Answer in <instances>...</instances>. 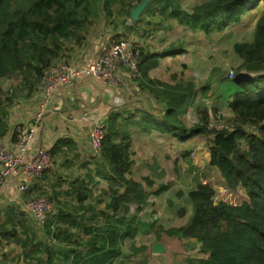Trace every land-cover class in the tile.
<instances>
[{"label":"trees","instance_id":"trees-1","mask_svg":"<svg viewBox=\"0 0 264 264\" xmlns=\"http://www.w3.org/2000/svg\"><path fill=\"white\" fill-rule=\"evenodd\" d=\"M141 1L0 0V136L9 127L2 78L19 74L31 91L35 84L39 85L44 70L60 57L68 41H83V31L99 18L102 11L115 6L123 17L122 21L127 22L131 9ZM156 2L158 13L177 16L175 18L185 26L191 29L202 27L205 31L212 26L217 31L223 30L229 23L239 21L246 12L264 4V0H208L189 12L178 8L177 0ZM233 50L240 59L238 73L246 71L236 75L235 70L230 69L225 79L232 80L237 87L228 99V106L236 119L233 128L210 129L209 115L201 106L198 108L203 113L200 122L190 126L183 123L182 111H186L201 93L212 88L213 79L201 87L192 80L178 79V75H174V82L152 79L148 74L159 65V56L184 51L175 43L164 53H152L140 47L139 84L150 94L149 101L153 98L150 102L156 110L134 107L111 112L105 119L106 135L98 153L100 161H95L99 167L97 173L109 183V194L103 190L108 197L106 204L114 211H128L134 206L135 212L140 213L149 204L147 186L153 185V181L149 177L140 180L129 177L133 163L129 150L132 132L122 127L139 126V130L146 133L152 130L168 132L180 141L200 133L210 136L209 164L220 171L225 188L233 190L244 185L246 194L233 204L216 201L217 189L209 182H198L188 191L193 206L190 219L181 226L166 229L171 236L194 239L199 251L206 255H186L187 264H264V7L253 38L236 41ZM143 87L140 88L143 90ZM138 112L139 121L135 119ZM66 142L59 138L50 148L52 154H63ZM120 188H124L121 193ZM168 188L162 185L155 193ZM76 196L79 200L87 197L81 189ZM144 224L150 230L156 226L155 221ZM54 235L59 237L57 232Z\"/></svg>","mask_w":264,"mask_h":264},{"label":"crops","instance_id":"crops-1","mask_svg":"<svg viewBox=\"0 0 264 264\" xmlns=\"http://www.w3.org/2000/svg\"><path fill=\"white\" fill-rule=\"evenodd\" d=\"M148 7L149 4L141 13L140 19L133 20L134 23L129 27L126 23L130 21H122L124 26L118 21L120 18L123 20V17H99L88 25L84 32L87 42L84 43L86 40L77 44L67 42V49L61 54V59L74 65L89 63L98 56L103 45L114 39L124 38L129 32H134L140 27L150 33L148 36L139 37L142 43L145 40L141 48L148 52L164 53L173 43L181 45L182 41L178 44L175 41H167L165 35L171 34L174 26L168 19L163 22L164 25L159 23L158 26L148 29L149 22L153 23L148 14L144 17L146 11L151 9ZM142 20H148V23H142ZM156 28L158 29L155 30ZM179 40L181 39H177ZM157 41L163 42L162 47L153 45ZM180 54L185 52L176 55L167 54L163 58L168 59L170 58L168 55H173L172 61L183 65L181 61L178 62L183 58ZM149 77L157 78L151 74ZM127 80L125 86L114 85L83 74L71 83L62 84L51 90L49 110L44 113L41 122L36 124L33 139L28 143L26 156H32L42 145L51 148L59 138L67 142L64 144L63 154L55 156L54 166L35 179L29 190L18 189L22 176H11L0 187V264H133L135 262V256L131 251L139 233L135 230L138 226H147L144 222L149 220L146 221L144 215L148 206L141 211L137 222L134 206L128 211L124 209L114 211L106 204L108 197L103 194V190L106 189L109 194V184L105 177L97 173L99 167L95 161H100V154L94 156L91 152L89 130L92 127V120L84 116V112L87 111L105 121L115 109L146 108L147 98L143 97V94L135 96L136 79L127 76ZM24 85L26 87L23 94L14 97L15 103L8 107L9 127L7 132L0 136V142L11 148L15 142L13 134L15 126L19 123L29 128L35 121L37 108L43 99L44 93L40 84H35L31 91L29 84ZM144 89L145 87L143 91L147 92ZM138 91L141 92L142 89L138 88ZM150 101L153 102L152 97ZM150 110L156 109L153 106ZM153 132H157L160 139L151 137L145 132L147 141L142 140V143L145 142L144 147L141 146L143 153L138 155V149H134L129 177L152 178L151 169L160 163L157 157L159 155L155 154L159 149L154 146L159 143L154 141L165 145L167 141L173 140L171 145L174 147L184 146V141L178 140L175 135L169 137L163 136L164 134L156 130ZM136 136L137 132L133 134V141H136ZM193 152L196 153L197 150ZM195 153H192L194 158ZM196 164H199V159ZM203 172L200 171L201 182H209L216 187L223 181L219 171L215 174L216 179L203 177ZM79 189L87 196L86 199L77 198L76 193ZM216 189L221 190L225 187L222 185ZM123 190L124 188H120L119 192ZM40 191L50 195L52 208L46 222L39 226L27 210L26 203L31 198L39 196ZM98 198L103 200L96 201ZM191 215L190 209L184 220L180 224H172V227L185 224ZM140 222L143 224L139 225ZM161 225L165 229L169 228ZM148 231L152 234V230L148 229ZM54 232H57L59 237L55 236ZM163 243L167 246L165 242Z\"/></svg>","mask_w":264,"mask_h":264},{"label":"rangeland","instance_id":"rangeland-1","mask_svg":"<svg viewBox=\"0 0 264 264\" xmlns=\"http://www.w3.org/2000/svg\"><path fill=\"white\" fill-rule=\"evenodd\" d=\"M155 1L156 0H150L149 7L151 9H149V11L147 10L144 16L146 17L148 14L153 22L152 24L149 22L148 29L158 26L159 23L164 25L163 22L168 19L174 26L171 29L173 32L165 35V37L168 38L167 41H175L176 43L182 41L181 47L185 54H180L183 58L178 60V62L181 61L184 66L172 61L171 57H173V55H168V57H170L168 59L159 56L160 58L162 57L159 61V66L153 68L149 72V75L151 74L153 77H157L154 78L155 80L162 79L161 81L164 82H174V75H178L180 76L178 79L192 80L199 87L204 86L207 81L213 79L210 83L212 84V88L207 93H201L186 111H182L180 114L181 120L188 126L200 122L203 113H200L198 108L201 106L200 108L206 109V113L209 115L208 127L210 129H221L224 127L233 128L236 124V119L232 109L228 106V99L229 95L234 92L237 87L232 80L225 81L230 69H234L236 75L239 71L240 59L234 52L233 45L236 41H248L253 38L254 28L258 18L262 14V7H264V4L262 3L258 8H253V10L246 12L241 16L239 21L229 23L223 30L217 31L215 30L216 27L212 26L208 31H205L202 27L191 29L185 26L179 22V19L175 18L177 16L173 17L170 14L162 15L158 13V4L157 2L154 3ZM206 1L208 0H177V4L178 8L190 12L194 6L205 3ZM116 10L117 8L112 6L110 10L107 11L106 9L102 11L99 17H122L120 11L117 12ZM110 11H112V13L109 15ZM118 21L123 25L122 18ZM128 22V27L131 23H134L131 17L128 18ZM142 23H148V20H142ZM157 29L158 28L155 30ZM148 35H150V33L140 27L134 32H129V35L124 38L129 39L134 43L135 47L140 48L145 40L142 43L139 37ZM85 36L84 33L83 41L86 40ZM179 38L181 40L177 41ZM86 42L87 40L84 43ZM68 43L77 44L79 42L71 40L68 41ZM153 45H155V47H162L163 42L157 41ZM65 49H67V47ZM61 54L58 61L66 62L65 59H61ZM243 72L245 73L246 71H241L238 75ZM140 77V73L132 77L136 79V82H134V88L136 90L135 96H141L143 94V97L149 100V93L143 90L141 91L142 93L138 91V88L142 87L141 84H139ZM20 79L22 78L19 74L8 76V78H2L3 97L7 110L9 106L15 103L13 98L19 97L24 92L26 86L23 83V79L22 81H20ZM39 84L42 85V77ZM130 84L128 86H130ZM221 87L222 89H220ZM147 99H145V107L152 109L153 106ZM140 118V116H135L137 121H139ZM122 128L130 129L132 132V142L129 147L132 156L134 154V149H138V155H141L143 153L141 146L144 147V143L147 141L145 140L146 131L139 130V126H123ZM244 128L249 130L252 129L251 127ZM156 131L164 134L163 136H174L172 133L161 132L159 130ZM135 132H137L136 141H133V134ZM149 134L151 137H158L160 139L159 134L153 132V130ZM209 138L210 136L205 133L191 136V138L184 141V146H181V148L171 145L173 140L167 141L165 145L162 142L154 141L155 143H159L154 146L159 149L155 151V154L159 155L157 157H159L160 163L154 166L150 171L153 185L147 186L150 195L148 198L149 204L146 208L147 212L144 218L146 221H155L156 226L153 227L151 231L152 234H149L150 231H148V226L144 225L137 227L139 231L136 236L137 242L133 244V249L131 250L135 256V262L133 264H187L184 259L186 255L192 257L206 256L199 251L198 242L190 240L187 237L177 238L171 236L161 224L169 226V228L172 227V224H180L188 211H190V209L193 211L192 202L187 196V193L190 188L195 187L198 182L202 181L200 179V171H204L203 177H214L216 179L215 174L218 173L219 170L213 168L209 164L210 159L207 161L208 158H211V154L209 153ZM142 140L145 142L142 143ZM202 146L204 148H202ZM194 150H197V152H193ZM91 152H93V150H91ZM192 153H195V158ZM198 159L199 164H196ZM194 171H196V173ZM139 178L141 179L142 177L140 176ZM224 184L225 180L223 179L215 188H219ZM162 185H167L169 188L156 194L155 190ZM239 191L241 194H246L245 186H239ZM38 194L48 197L52 202L50 195H47L46 192L43 193L40 191ZM98 207L100 206L98 205ZM137 214L139 218L141 212ZM38 225L40 226L41 224L38 223ZM156 241L166 243L167 246H165L166 250L164 252H153L152 247Z\"/></svg>","mask_w":264,"mask_h":264},{"label":"built area","instance_id":"built-area-1","mask_svg":"<svg viewBox=\"0 0 264 264\" xmlns=\"http://www.w3.org/2000/svg\"><path fill=\"white\" fill-rule=\"evenodd\" d=\"M140 61V48L135 47L129 39L120 38L103 45L98 56L89 63L74 65L67 61H56L57 63L54 62L47 67L42 76L43 99L37 108L34 123L29 128L19 123L15 126L13 148L0 142V187L9 177L22 176L18 189L27 191L35 179L53 166L55 156L47 146L42 145L32 156H26L28 143L33 139L35 133V126L41 122L44 113L49 110L51 90L62 84L71 83L83 74L94 76L114 85H125L128 81L127 76L133 77L139 74ZM121 67L126 69L121 70ZM84 116L92 120L89 142L95 156L101 151L106 135V123L87 111L84 112ZM243 196L245 194H241L239 188L233 190L225 188L216 192L215 200H225L235 204ZM26 208L38 223L44 224L52 208V203L44 195H39L27 201Z\"/></svg>","mask_w":264,"mask_h":264},{"label":"water","instance_id":"water-1","mask_svg":"<svg viewBox=\"0 0 264 264\" xmlns=\"http://www.w3.org/2000/svg\"><path fill=\"white\" fill-rule=\"evenodd\" d=\"M150 0H142L138 5H136L134 8L130 11V17L134 21H138L141 17V13L144 11V9L149 4ZM153 252H164L166 250L165 245L161 241H156L153 244L152 247Z\"/></svg>","mask_w":264,"mask_h":264},{"label":"clouds","instance_id":"clouds-1","mask_svg":"<svg viewBox=\"0 0 264 264\" xmlns=\"http://www.w3.org/2000/svg\"><path fill=\"white\" fill-rule=\"evenodd\" d=\"M218 191V190H217Z\"/></svg>","mask_w":264,"mask_h":264}]
</instances>
